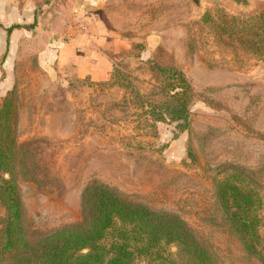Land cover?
<instances>
[{
	"label": "rangeland",
	"instance_id": "obj_1",
	"mask_svg": "<svg viewBox=\"0 0 264 264\" xmlns=\"http://www.w3.org/2000/svg\"><path fill=\"white\" fill-rule=\"evenodd\" d=\"M250 1L0 0V105L14 90L17 141L34 143L50 174L42 183H52L48 194L18 179L33 236L80 223L83 191L99 182L182 218L219 264H264L229 228L215 189L219 172L236 166L255 174L264 196V45L255 53L243 26L264 15V0ZM49 40L67 59L105 56L143 94L157 84L153 61L173 62L198 95L190 128L159 123L155 137L139 136L129 95L104 84L111 76L80 78L74 62L43 67Z\"/></svg>",
	"mask_w": 264,
	"mask_h": 264
},
{
	"label": "trees",
	"instance_id": "obj_2",
	"mask_svg": "<svg viewBox=\"0 0 264 264\" xmlns=\"http://www.w3.org/2000/svg\"><path fill=\"white\" fill-rule=\"evenodd\" d=\"M207 20L209 17L203 19ZM243 26L248 28L247 43L258 54L264 45V15ZM152 65L157 84L149 93L143 94L134 85L135 79L116 67L104 84L119 85L129 95L125 103L135 111L132 123L139 136L155 137L157 125L167 122L177 123L181 132L187 131L197 93L173 62L157 65L153 61ZM17 132V98L13 90L0 105V204L4 210L0 220V264H219L182 218L132 202L99 182L83 191L80 223L47 236H33L18 179H25L37 189L52 183H42L40 175L46 180L50 174L37 165L31 148L34 143L20 145ZM190 153L193 156L192 150ZM261 188L254 173L236 166L225 167L215 180L217 201L226 223L245 250L264 263ZM45 192L53 193L49 188Z\"/></svg>",
	"mask_w": 264,
	"mask_h": 264
},
{
	"label": "crops",
	"instance_id": "obj_3",
	"mask_svg": "<svg viewBox=\"0 0 264 264\" xmlns=\"http://www.w3.org/2000/svg\"><path fill=\"white\" fill-rule=\"evenodd\" d=\"M49 45L45 49V52L43 54H40V59L42 61L43 67H46L48 69H51V67L56 63L59 66V68H63L68 65V63L74 62L78 67L79 77L85 78L87 76L92 77L95 81H107L112 73V64L111 62L104 56L100 57V54H98L95 51V55H89V53L86 55L85 59L81 58L78 55V52H76L75 56L72 55V59H67L63 56L64 48L56 41L49 40ZM62 47V48H61ZM124 48L126 49V45H124ZM77 57V58H76Z\"/></svg>",
	"mask_w": 264,
	"mask_h": 264
},
{
	"label": "water",
	"instance_id": "obj_4",
	"mask_svg": "<svg viewBox=\"0 0 264 264\" xmlns=\"http://www.w3.org/2000/svg\"><path fill=\"white\" fill-rule=\"evenodd\" d=\"M191 3L196 6L197 8H202V1L203 0H190ZM235 6L239 8H249L251 5L250 0H230ZM261 79L264 81V75L261 77Z\"/></svg>",
	"mask_w": 264,
	"mask_h": 264
}]
</instances>
